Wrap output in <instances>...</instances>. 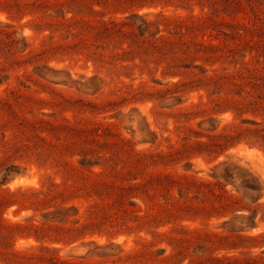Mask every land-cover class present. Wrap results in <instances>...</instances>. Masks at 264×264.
I'll return each instance as SVG.
<instances>
[{
    "label": "rangeland",
    "instance_id": "1",
    "mask_svg": "<svg viewBox=\"0 0 264 264\" xmlns=\"http://www.w3.org/2000/svg\"><path fill=\"white\" fill-rule=\"evenodd\" d=\"M262 128L264 0H0V264H264Z\"/></svg>",
    "mask_w": 264,
    "mask_h": 264
},
{
    "label": "trees",
    "instance_id": "2",
    "mask_svg": "<svg viewBox=\"0 0 264 264\" xmlns=\"http://www.w3.org/2000/svg\"><path fill=\"white\" fill-rule=\"evenodd\" d=\"M230 86L234 87L235 89H237V92H241L242 91V87L240 84L234 82V81H230L229 82ZM246 124H252V125H257L255 122H245ZM200 127H201V124H200ZM211 131V130H209ZM192 134L194 135H202L204 136L205 134L200 132V131H193L191 132ZM254 133L256 134H260L262 135V133L264 134V129H246V130H241L240 132H235V134H230V135H225V134H222V135H208L206 136V138H208V140H210L211 142L210 143H206V142H198L196 143L195 145L192 146V148H204L206 150L210 149L212 150L213 147H223L224 144L226 145L227 143H230L232 142L233 140L235 139H239L241 137H248L249 135H254ZM260 137V136H259ZM249 187L252 186L250 184H247ZM234 204H239L240 201L239 200H235V201H232ZM258 214V211H255L253 212V214H251L250 216L246 217L242 214H239L237 216H235L233 218V222H237L239 221L240 219L242 220L241 223H242V227L240 226H237L235 223L232 224L233 226V233L235 232H242L243 231V228L244 226L245 227H250V228H254L256 226V223H255V217L256 215ZM249 262H247L248 264Z\"/></svg>",
    "mask_w": 264,
    "mask_h": 264
}]
</instances>
